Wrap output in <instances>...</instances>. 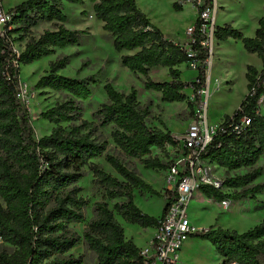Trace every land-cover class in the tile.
I'll list each match as a JSON object with an SVG mask.
<instances>
[{
    "label": "trees",
    "instance_id": "16d2710c",
    "mask_svg": "<svg viewBox=\"0 0 264 264\" xmlns=\"http://www.w3.org/2000/svg\"><path fill=\"white\" fill-rule=\"evenodd\" d=\"M86 2L112 38L115 51L128 53L121 57L122 67L144 77L146 91L159 93L167 104L187 103L192 110L202 103L200 92L206 88L210 59V51L203 45L207 41L204 8H198L190 49L165 37L136 0H27L10 9L12 21L0 27V264H85L84 255L72 253L81 243L97 264H144L141 249L127 239L118 217L145 230L157 229L167 210L166 204L160 219L142 212L135 202L136 193L159 198L162 193L121 160L106 155L107 145L99 137V131L111 127L116 147L140 161L145 170L162 172L171 166L152 153L159 150L169 157L167 147L176 148L177 142L170 132L147 125L151 113L138 102L135 88L124 94L106 83L108 101L93 115L94 122H89L84 119V104L93 95L96 77L79 80L62 76L69 57L51 62L48 75L38 81L36 89L64 93L67 100L40 115L53 129L39 140L29 110L19 98L21 67L50 58L57 50L79 46L88 36L86 31L65 26V7ZM174 9L182 11L177 4ZM43 23L52 24L54 30L34 37V30ZM214 37L219 43L242 42L246 52L261 59L262 70L248 66L247 96L233 115L224 117L202 155L206 162L227 172L251 171L224 181L225 188L234 191L231 195L209 187L200 192L218 203L257 202V196L264 194V182L255 184L263 175L257 166L264 157V19L253 38L232 25L216 27ZM24 42L19 53L15 46ZM192 64L198 71L197 81L185 83L180 67L192 68ZM154 69H167L170 80L153 81L150 74ZM188 90L193 92L194 102L186 94ZM103 157L118 177L96 163ZM87 172L102 190V200L93 204L89 221L90 202L82 197L80 186ZM114 201L111 207L109 202ZM74 225H86L82 236L71 229ZM191 238L209 241L223 264H262L264 258V220L242 234L211 228Z\"/></svg>",
    "mask_w": 264,
    "mask_h": 264
},
{
    "label": "rangeland",
    "instance_id": "374dc122",
    "mask_svg": "<svg viewBox=\"0 0 264 264\" xmlns=\"http://www.w3.org/2000/svg\"><path fill=\"white\" fill-rule=\"evenodd\" d=\"M27 0H2V9L9 11L15 5ZM212 8L210 25L221 27L226 24L240 29L246 37L256 28L258 21L264 19V0H206ZM138 7L151 20L152 24L162 31L168 39L190 49L192 33L198 17V10L194 3L188 0H136ZM181 7V12H176L175 5ZM65 13L68 22L65 25L70 30L86 31L88 36L82 38L81 44L69 47L65 50H57L56 54L44 59L41 63L27 70L21 67V101L29 110L32 125L35 130L37 140L49 135L53 126L40 119V115L53 108L59 103L67 100V95L57 93L48 89L37 90L38 81L48 75L50 63L64 57L70 58V64L66 70L60 74L65 77L83 80L88 77H96L97 85L93 88V95L84 104V119L94 122L93 115L97 110L106 104L108 99L104 91L106 83H111L115 89L121 93L129 94L132 88L138 91V102L151 113L147 120V125L151 129L168 131L172 136H182L186 133L190 123L196 120L199 107L192 110L187 103L167 104L162 101L159 93L148 92L144 88L145 78L130 73L121 65L122 54L115 51L112 38L103 30V25L95 17L92 5L86 2L83 6L67 5ZM54 30L52 24L43 23L34 30L33 36L39 38L44 32ZM212 32V30H211ZM212 34V33H211ZM17 37V36H16ZM24 43H17L16 51L23 52ZM210 59L207 65V83L202 101L208 102L207 121L212 127L219 126L225 116L233 115L239 109L241 103L248 94L246 73L248 66H254L262 70L261 59L257 55L249 54L243 47L242 42L229 40L226 43H219L212 37L209 43ZM36 63V64H37ZM35 64V63H34ZM33 65V64H32ZM31 66V65H30ZM182 80L185 83L197 81L198 71L187 68L186 65L180 67ZM150 77L155 82L169 81L167 69H154ZM192 102L195 96L191 90L186 91ZM264 115V103L261 108ZM46 125V126H45ZM48 127V128H47ZM46 131H44L45 129ZM48 129V130H47ZM111 127L99 131V137L107 145L106 155L114 156L121 160L128 168L137 171L140 176L150 184L157 182L153 187L160 186L161 193L164 192L163 181L165 172L145 170L143 164L125 156L114 144ZM153 157L159 158L165 163L176 160L175 155L167 157L159 150H153ZM103 169L113 176H117L114 170L108 165L103 157L96 161ZM257 168L263 170V175L255 184L264 182V157L258 163ZM251 170H240L227 172L216 168L213 173L222 180L230 177L245 175ZM83 189L82 197L90 202L87 209V221L93 217V204L102 200V190L95 187L93 176L87 172L86 178L80 183ZM158 189V188H156ZM231 195L233 190H226ZM141 197L140 193H137ZM143 198V197H141ZM207 199V198H206ZM163 199L154 197L150 200L148 208L152 211H159L162 207ZM116 203L109 202L110 206ZM188 216L194 221L195 226L201 229L214 226L218 223L223 229L235 230L244 233L259 225L264 220V194L257 196V202L243 200L232 202L229 209H224L221 203H203L200 194L196 193L188 209ZM119 221H123L118 217ZM126 234L130 227H135L125 223ZM86 225H74L71 229L80 236ZM189 247L183 251L179 264H223L215 247L209 242L199 238H190ZM148 239L136 241L143 247ZM75 257L85 256V264H97L95 256L86 250L83 243L72 251ZM182 253V252H181ZM264 264V258L262 259Z\"/></svg>",
    "mask_w": 264,
    "mask_h": 264
},
{
    "label": "built area",
    "instance_id": "2783aa9c",
    "mask_svg": "<svg viewBox=\"0 0 264 264\" xmlns=\"http://www.w3.org/2000/svg\"><path fill=\"white\" fill-rule=\"evenodd\" d=\"M188 1L194 3L197 10L204 8L202 14L203 33L207 36V41L203 45L209 49L210 40L212 37L215 38L216 28L210 25L212 8L206 3V0ZM11 21L12 15L0 7V27ZM189 32L192 33L193 41L194 28ZM191 67L196 70L195 64H192ZM21 94L19 95L20 99ZM200 94L206 95L205 89ZM207 110L208 102L202 101L197 113L200 116L197 115L196 120L190 123L186 133L182 136H172L178 146L176 148L167 147L169 157L170 155L176 156V160L170 161L171 166L165 172L162 195L167 202V210L165 216L159 220L155 237L150 241L148 247L140 251L144 264H179L185 243L200 232L191 223L188 216L189 205L194 195L202 187H209L223 193L228 190L224 186L225 180L213 173L217 167L202 159L203 153L211 144L219 128V126L212 127L208 124ZM230 205V200L221 203V206L226 210ZM0 244H2L1 239Z\"/></svg>",
    "mask_w": 264,
    "mask_h": 264
},
{
    "label": "crops",
    "instance_id": "0c3cea01",
    "mask_svg": "<svg viewBox=\"0 0 264 264\" xmlns=\"http://www.w3.org/2000/svg\"><path fill=\"white\" fill-rule=\"evenodd\" d=\"M19 5V4H18ZM17 5H15L14 7H16ZM13 7V8H14ZM261 20V19H260ZM259 20V21H260ZM259 21H258V24H257V26H256V28L255 29H253V32L249 35V37L250 38H253L254 36H255V33H256V31H257V29L259 28ZM103 25V24H102ZM226 25H230V24H226ZM225 26V25H224ZM224 26H221V27H224ZM235 29H237V28H235ZM237 30H239V31H241L240 29H237ZM242 32V31H241ZM243 33V32H242ZM244 34V33H243ZM245 35V34H244ZM222 44V43H221ZM125 54H128V53H123L122 55H125ZM164 171H162V173H163ZM164 174V173H163ZM157 182H151L149 185H151L152 187L153 186H156L155 184H156ZM163 186H164V181H163ZM156 191H158L159 193H161V190L159 189V188H161L160 186H157V187H153ZM156 188H158V189H156ZM197 193H199L200 194V198H201V201L203 202V203H209V204H215L216 203V201H214V200H209L208 198L206 199V197L202 194V192H197ZM195 196V195H194ZM152 198H154V197H151L149 194H145L144 196H143V198H141L140 196H138L137 195V193L135 194V202H136V204H137V206L142 210V212L143 213H145V214H147V215H149V216H151V217H154V218H157V219H160L161 217H162V215H163V212H164V210H165V207H166V204H167V202H166V200L162 197V201H163V204H162V207L160 206V209H159V211H152V210H150L149 208H148V206L151 204L150 203V200L152 199ZM194 199V198H193ZM191 220V219H190ZM121 224H122V226L124 227L125 226V221L123 220V221H119ZM191 223L195 226V223H194V221L193 220H191ZM134 226V225H133ZM196 227V226H195ZM198 230H200V232H203V231H208V230H210L211 228H214V229H217V228H221V227H219V225H218V223L216 224V225H214V226H211V227H207V228H205V229H201V228H198V227H196ZM124 229H125V227H124ZM253 229V228H252ZM245 233V232H244ZM242 234V233H241ZM125 235H126V237H127V239L128 240H132L134 243H135V245L138 247V248H140V249H143V248H146V247H148V245H149V243H150V241L155 237V235H156V229H147V230H145V229H142V228H140V227H138V226H136V228L135 227H130L129 228V233L128 234H126V229H125ZM144 239H148V242L143 246V247H140L137 243H136V241H139V240H144ZM190 241L188 240L186 243H185V245H184V247H183V249H182V253H181V255H183V254H185V253H183V251L186 249L187 250V248L189 247V243ZM187 245H188V247H187ZM216 251V250H215ZM217 253V252H216ZM181 255H180V257H181ZM218 255V254H217ZM220 257V256H219ZM219 260H221V262L223 261L222 260V258L220 257V259Z\"/></svg>",
    "mask_w": 264,
    "mask_h": 264
},
{
    "label": "bare ground",
    "instance_id": "6f19581e",
    "mask_svg": "<svg viewBox=\"0 0 264 264\" xmlns=\"http://www.w3.org/2000/svg\"><path fill=\"white\" fill-rule=\"evenodd\" d=\"M43 61V60H42ZM41 61V62H42ZM41 62H39V63H41ZM39 63H35V64H33V65H31V66H29L28 68L31 70V69H33V67H35L36 65H38ZM25 68H27V67H25ZM28 68H27V70H28ZM44 121V120H43ZM45 122V121H44ZM46 124H47V126L49 125V128H50V126H52V125H50L49 123H47V122H45ZM46 126V125H45ZM48 128V127H47ZM43 129H45V128H43ZM48 130V129H47ZM44 131H46V129L44 130Z\"/></svg>",
    "mask_w": 264,
    "mask_h": 264
}]
</instances>
